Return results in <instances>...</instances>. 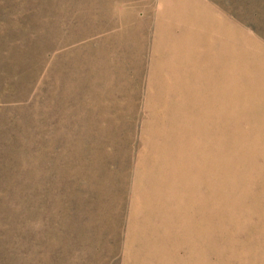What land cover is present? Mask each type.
<instances>
[{"label":"rangeland","instance_id":"374dc122","mask_svg":"<svg viewBox=\"0 0 264 264\" xmlns=\"http://www.w3.org/2000/svg\"><path fill=\"white\" fill-rule=\"evenodd\" d=\"M0 264H264V0H0Z\"/></svg>","mask_w":264,"mask_h":264},{"label":"trees","instance_id":"16d2710c","mask_svg":"<svg viewBox=\"0 0 264 264\" xmlns=\"http://www.w3.org/2000/svg\"><path fill=\"white\" fill-rule=\"evenodd\" d=\"M6 227H7V223L6 222H1V220H0V228H5L6 229ZM2 238V234H1V232H0V239Z\"/></svg>","mask_w":264,"mask_h":264}]
</instances>
